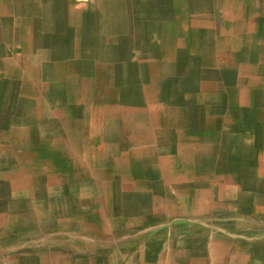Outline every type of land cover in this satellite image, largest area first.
<instances>
[{
  "label": "crops",
  "instance_id": "obj_1",
  "mask_svg": "<svg viewBox=\"0 0 264 264\" xmlns=\"http://www.w3.org/2000/svg\"><path fill=\"white\" fill-rule=\"evenodd\" d=\"M60 33L74 40L73 76L65 72L68 60L55 56ZM98 64L109 69V90ZM134 77L143 109L131 103L114 111L117 91ZM2 112H20L10 143L20 140L21 149L9 157L26 162L32 194L47 192L53 174L91 181L114 159L141 164L147 188L136 186L131 170L121 174L128 183L122 190L76 187L79 200L56 186L53 223L73 240L72 256L82 250L76 238L92 225L82 212L97 202L104 208L109 192L131 200L137 194L141 210L124 203L125 224L137 236L148 226L157 242V193L170 192L187 224L188 242L175 246L185 264H264V0H0V129ZM194 135L199 140H186ZM7 203L0 196V207ZM47 203L42 195L40 205L12 206L9 228L17 232L23 216L32 220L27 225L44 226ZM104 210L97 229L110 225ZM190 241L202 246L201 258Z\"/></svg>",
  "mask_w": 264,
  "mask_h": 264
},
{
  "label": "rangeland",
  "instance_id": "obj_2",
  "mask_svg": "<svg viewBox=\"0 0 264 264\" xmlns=\"http://www.w3.org/2000/svg\"><path fill=\"white\" fill-rule=\"evenodd\" d=\"M74 1L75 3L87 2V0ZM60 34L62 35V33ZM73 42L72 36L69 38L66 34L64 36L62 35L60 40L57 41V49L55 51V56L61 57L63 60H68L65 70L67 76H73L75 73V65L73 62L76 58V50ZM5 66L6 65L3 64L2 68ZM14 73L15 72H12L10 76L13 77ZM122 74L125 76L124 68ZM97 75L104 90H109L112 85L109 80L108 67L103 64H98ZM138 84L139 86L141 84L140 78L134 77L130 79L127 88L117 91L121 100L114 107V111L125 109L131 103L137 105L138 111L143 109L144 106L139 105L137 103V97L133 95V93L135 94L137 92V87H139ZM131 93L132 95H130ZM178 98L179 102L187 99L183 96H179ZM133 99L135 102H133ZM167 99L169 98L167 97ZM16 111L18 112V110ZM19 113L12 116L9 113L5 114V112H2L3 126L2 129H0V189L2 193L0 196L10 204L7 203V208H3V206L0 207V264H138L139 262L140 264H171L173 260H177L178 262L181 260L182 262L180 264H185V256H177L175 246L184 247L188 242L185 240L187 224L184 222L182 216L183 211L180 205L176 203L175 195L177 194L170 192L157 193V220L161 221V224H157V242H153V234L148 226L143 227V231H140L142 233L137 236L136 231L128 228L125 224L126 220L122 215V206H124V203L128 204V201H131L134 203L136 210H141L138 209L141 201L137 199V194L131 193L132 196H135V198L133 197L131 200L126 197L123 198V193L121 192H109L106 193L104 198V208H100L101 205L97 202L96 205L99 207L96 209H87L82 212L81 219L92 222V225H87V228L84 227V233H82L79 238H76L77 241L82 244V250L77 253L78 256H72L71 252L74 251L72 247L74 243L73 240L67 241L69 236H63L53 223V217L58 216L57 209L55 208L57 207L55 201H57V196L59 195L54 191L56 186L57 188H61L58 189L61 196L72 197L79 200L80 194L78 195L77 192H73L76 190V187H87L95 183L97 185H107L112 191L114 188L122 190V186L128 183L124 182L125 178L122 179L121 174L129 170H131V174L134 175V179L138 180L136 186L147 188L150 183L141 180L143 178L141 164L138 168L134 163H127L124 162V160L118 161L114 159L110 164L95 169V174L91 179L92 182L90 180L80 182L70 181L63 173L53 174L45 182L47 186L46 190H48L47 192L44 194L37 192L32 194L30 193L31 191L27 192L25 186L28 185V182L31 181L32 178L31 175L25 173L23 169L26 162H20L13 157H9L11 151L15 152L21 149L20 144L22 143L20 140L16 139L13 144L10 143V136L14 131L16 132L12 126L19 122ZM93 129L92 138H98L101 128L94 127ZM74 131L79 135L81 129L78 128ZM233 131V127H227L225 129L226 133H231ZM249 136L248 133H242L243 139H248ZM181 137L185 139L184 136L180 135L179 138ZM199 137L200 135H194V138L190 136L188 139L186 138V140L197 141ZM74 162L79 166L81 161L76 160ZM151 163L153 162H146V171H148ZM146 178L148 179L149 177L147 176ZM40 180L41 178H37V181ZM106 180L108 182H106ZM42 195L46 196L48 201L46 205L50 206L48 210L49 214L46 213L45 215V209L40 207L35 208V212L39 213V215L42 212V215H45V217L50 216L46 224L35 228V226L27 225L26 223L30 218L23 216L21 218L22 223L18 226V231L16 232L17 228L14 226L10 229L8 219L10 216H13L15 212L14 208L11 209L12 206L16 207L17 203L24 202L25 200L35 201L36 205H40ZM11 196L13 197L11 198ZM5 204L6 203L3 205ZM104 209H107L106 217L109 219L110 225L106 227V229L101 226L97 229L93 223L98 219H103L101 215ZM145 211L149 210L146 209ZM150 212H153L152 208H150ZM30 221L32 222L31 219ZM89 229H91L90 233ZM10 230L15 231H12L13 233L10 234ZM144 232L146 234H144ZM127 235H130V241ZM190 243L192 244L193 242L190 241ZM193 244H195V248L200 250L197 255L199 256L198 258H201L202 246L196 244V242ZM124 246H129L133 251L130 250L131 252L125 253L127 248H124ZM63 253H65V255L67 253V255L62 256ZM80 254H82V256H80Z\"/></svg>",
  "mask_w": 264,
  "mask_h": 264
},
{
  "label": "bare ground",
  "instance_id": "obj_3",
  "mask_svg": "<svg viewBox=\"0 0 264 264\" xmlns=\"http://www.w3.org/2000/svg\"><path fill=\"white\" fill-rule=\"evenodd\" d=\"M162 146V145H161ZM186 168V167H185Z\"/></svg>",
  "mask_w": 264,
  "mask_h": 264
}]
</instances>
